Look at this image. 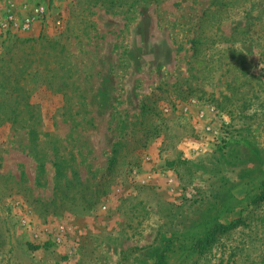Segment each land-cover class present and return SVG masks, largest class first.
<instances>
[{
  "label": "rangeland",
  "instance_id": "1",
  "mask_svg": "<svg viewBox=\"0 0 264 264\" xmlns=\"http://www.w3.org/2000/svg\"><path fill=\"white\" fill-rule=\"evenodd\" d=\"M262 193L264 0H0V264H264Z\"/></svg>",
  "mask_w": 264,
  "mask_h": 264
},
{
  "label": "trees",
  "instance_id": "2",
  "mask_svg": "<svg viewBox=\"0 0 264 264\" xmlns=\"http://www.w3.org/2000/svg\"><path fill=\"white\" fill-rule=\"evenodd\" d=\"M264 199V193L259 194L257 197V200ZM238 220H233L229 223H218L215 224L206 234L203 238L196 240L194 243V247L198 252H202L205 249H207L214 241L216 238V235L220 232H224L234 226L237 225Z\"/></svg>",
  "mask_w": 264,
  "mask_h": 264
},
{
  "label": "built area",
  "instance_id": "3",
  "mask_svg": "<svg viewBox=\"0 0 264 264\" xmlns=\"http://www.w3.org/2000/svg\"><path fill=\"white\" fill-rule=\"evenodd\" d=\"M39 12H41V8H36L34 9V14H39ZM31 22V18L30 17H27L25 18V23H24V27L28 26V24Z\"/></svg>",
  "mask_w": 264,
  "mask_h": 264
}]
</instances>
